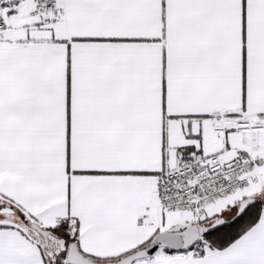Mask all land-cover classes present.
I'll use <instances>...</instances> for the list:
<instances>
[{
    "label": "snow or ice",
    "instance_id": "obj_1",
    "mask_svg": "<svg viewBox=\"0 0 264 264\" xmlns=\"http://www.w3.org/2000/svg\"><path fill=\"white\" fill-rule=\"evenodd\" d=\"M0 264H264V0H0Z\"/></svg>",
    "mask_w": 264,
    "mask_h": 264
}]
</instances>
